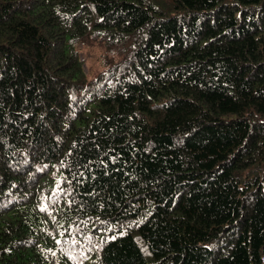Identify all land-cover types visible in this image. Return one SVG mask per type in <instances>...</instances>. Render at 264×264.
<instances>
[{"label":"trees","instance_id":"16d2710c","mask_svg":"<svg viewBox=\"0 0 264 264\" xmlns=\"http://www.w3.org/2000/svg\"><path fill=\"white\" fill-rule=\"evenodd\" d=\"M0 264H264V0H0Z\"/></svg>","mask_w":264,"mask_h":264},{"label":"rangeland","instance_id":"374dc122","mask_svg":"<svg viewBox=\"0 0 264 264\" xmlns=\"http://www.w3.org/2000/svg\"><path fill=\"white\" fill-rule=\"evenodd\" d=\"M78 47L82 52L81 56L82 60L85 62L84 69L86 73L92 76L105 68L100 47H88L82 44H79Z\"/></svg>","mask_w":264,"mask_h":264}]
</instances>
